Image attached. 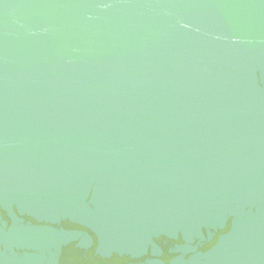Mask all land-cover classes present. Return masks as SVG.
<instances>
[{"label": "water", "instance_id": "95a60500", "mask_svg": "<svg viewBox=\"0 0 264 264\" xmlns=\"http://www.w3.org/2000/svg\"><path fill=\"white\" fill-rule=\"evenodd\" d=\"M0 264H264V0H0Z\"/></svg>", "mask_w": 264, "mask_h": 264}]
</instances>
